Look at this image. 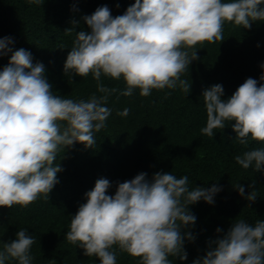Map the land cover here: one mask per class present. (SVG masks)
I'll use <instances>...</instances> for the list:
<instances>
[{
  "label": "clouds",
  "instance_id": "9594fccd",
  "mask_svg": "<svg viewBox=\"0 0 264 264\" xmlns=\"http://www.w3.org/2000/svg\"><path fill=\"white\" fill-rule=\"evenodd\" d=\"M27 2L40 6L44 0ZM262 5L264 0H135L116 17L106 5L98 7L82 18L90 32L65 31L75 34L65 75L91 74L96 81V93L86 100L54 95L43 63L33 64L31 53L23 48L13 52L11 37L0 38V56L12 53L0 70V207H27L42 194L49 199L63 170L54 165L58 153L75 143L86 148L96 143L94 133L106 126L112 111L109 98L118 91L106 87L102 76L123 78L127 87L120 95L126 97L135 89L142 97L165 88L188 94L191 82L181 75L199 59L196 46L223 41L225 23L250 29L252 22H264ZM259 81H264V73ZM223 95L221 84L202 92L207 119L201 134L213 137L214 129L223 130L226 122L235 121L232 131L240 145L250 140L264 143V83L258 86L257 79L249 77L229 98ZM129 112L124 108L117 115L127 117ZM234 159L243 169L264 171V148L244 151ZM111 187L106 178L95 182L85 193L86 202L71 216L64 237L100 264H117L118 252L138 258V264H172L170 257L187 260L184 242L195 236L183 230L196 222L189 206L200 200L213 204L222 190L215 183L190 189L187 175L177 178L167 172H156L151 179L141 172L117 182L114 195L108 194ZM235 189L248 207L258 198L255 189L247 196L240 184ZM35 242L26 228L19 229L14 240L0 242V264H32ZM208 247L192 264H264V220H235Z\"/></svg>",
  "mask_w": 264,
  "mask_h": 264
},
{
  "label": "trees",
  "instance_id": "16d2710c",
  "mask_svg": "<svg viewBox=\"0 0 264 264\" xmlns=\"http://www.w3.org/2000/svg\"><path fill=\"white\" fill-rule=\"evenodd\" d=\"M134 2L44 0L38 6L27 0H0V38L11 37L14 43L9 47L13 52L23 48L31 53L33 64L43 63L54 95L86 100L96 93L92 75L71 77L64 73L74 33L90 32L82 18L98 7L106 5L116 17ZM70 28L74 33L66 34ZM223 35L221 42L196 46L199 59L181 75V79L191 82L188 94L179 88H165L142 97L135 89L132 96L126 97L120 95L127 87L123 78L117 81L102 76L106 87L118 91L109 98L107 107L112 111L106 126L94 133L96 143L91 148L75 143L58 153L54 165L59 164L63 170L57 174L59 183L48 194L49 199L42 194L27 207H0V242L14 240L17 231L26 228L36 240L30 250L32 264H100L96 257L85 256L83 249L64 238L71 216L86 202L85 193L98 179H108L112 184L108 194L114 195L117 182L141 172L147 173L148 179L156 172L172 173L177 178L187 175L190 189L210 188L214 183L222 189L214 196L213 204L200 200L189 206L196 222L183 231H191L195 240L184 242L187 260L170 257L172 264H192L198 257L203 258L209 241L222 238L235 220L244 219L250 224L264 220V171L256 172L254 166L243 169L234 159L244 151L264 148V143L250 140L247 146L240 145L232 131L235 121L226 122L223 130L214 129L213 137L200 132L207 119L202 98L205 89L221 84L222 99H227L249 77L257 79L258 86L264 83L259 81L264 73L260 67L264 64V22H252L250 29L225 23ZM11 54L0 56V70L8 65ZM124 108L130 109L129 115H117ZM254 181L253 188H249ZM239 184L244 187V196L257 191L258 198L250 207L235 189ZM217 228L222 231L217 233ZM6 264L18 262L9 260ZM117 264H138V258L118 252Z\"/></svg>",
  "mask_w": 264,
  "mask_h": 264
},
{
  "label": "bare ground",
  "instance_id": "6f19581e",
  "mask_svg": "<svg viewBox=\"0 0 264 264\" xmlns=\"http://www.w3.org/2000/svg\"><path fill=\"white\" fill-rule=\"evenodd\" d=\"M134 107V106H133Z\"/></svg>",
  "mask_w": 264,
  "mask_h": 264
}]
</instances>
